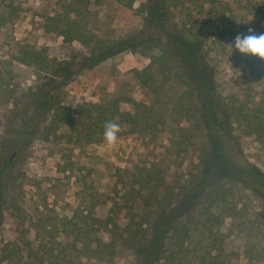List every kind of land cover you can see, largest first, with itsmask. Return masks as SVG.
Here are the masks:
<instances>
[{
  "label": "trees",
  "instance_id": "trees-1",
  "mask_svg": "<svg viewBox=\"0 0 264 264\" xmlns=\"http://www.w3.org/2000/svg\"><path fill=\"white\" fill-rule=\"evenodd\" d=\"M92 1L99 0H62L59 9L43 15L44 30L60 35L65 44L75 41L88 48L71 56L78 59L79 71L122 49L145 55L149 62L133 69L132 77L149 99L110 94L71 111L61 103L63 74L52 73L55 65L46 47L20 45L13 61L35 79L26 88L27 100L13 114L16 125L11 134L0 137V222L3 205L9 202L19 209L7 199V192L25 170L15 168L12 155L33 137L46 139L61 129L68 143H103L107 121L121 126L118 138L166 130L172 132L168 139L176 147L185 141L197 143L202 162L207 145L213 156L209 168L204 172L201 167L187 185L177 184L154 167L117 168L112 189H81L69 215L40 220L36 229L42 236L37 243L24 241L28 257L45 264H79L89 259L111 264L118 243L133 253V264H226L222 251L228 234L222 225L234 208L228 200L242 185L264 204V187L247 167L228 156L222 126L235 124L264 153V91L258 98L222 92L215 78L217 54L237 34H248L249 28L257 35L264 33V0L236 7L243 15H256L249 26L223 0H204L194 14L184 0H138L136 5L135 0H117L142 21L138 31L119 38L99 32L96 15L89 9ZM179 13L183 15L177 17ZM18 14L16 5L5 4L0 9V28ZM218 21L224 24L217 26ZM122 101L131 108L121 109ZM176 129L182 133L173 140ZM66 169L71 166L62 167ZM250 247L246 254L252 252L264 264V247ZM20 261L21 247L1 242L0 264H32Z\"/></svg>",
  "mask_w": 264,
  "mask_h": 264
},
{
  "label": "rangeland",
  "instance_id": "rangeland-1",
  "mask_svg": "<svg viewBox=\"0 0 264 264\" xmlns=\"http://www.w3.org/2000/svg\"><path fill=\"white\" fill-rule=\"evenodd\" d=\"M204 0H184V6L197 10ZM239 16L242 22L251 25L256 15H243L236 7L247 2L261 3L262 0H223ZM62 0H0V9L12 3L18 7L19 14L12 22L0 28V137L10 135V129L16 125L13 114L27 100L26 88L35 79L32 73H26L23 66L14 63L12 55L20 45L46 47L48 57L53 59L52 73L60 74L62 81L61 103L71 111L77 105L98 102L110 94H128L136 100H148L149 94L132 77L133 69L145 66L149 59L145 55H136L122 49L103 58L91 68L76 70L78 59H72L74 53L87 52L88 48L78 42L65 44L60 35L46 32L43 28V15L59 9ZM138 3L135 0L134 5ZM89 9L96 15V25L100 33L119 38L127 33L138 31L142 26L141 18L128 11L117 0L92 1ZM183 15L179 13L177 17ZM241 22V23H242ZM223 22H216L217 26ZM208 28V26H207ZM215 29V27L213 28ZM212 29V30H213ZM211 30V29H210ZM228 45L221 54H217L216 83L222 92L239 91L249 98H258L264 91V64L258 58L240 54ZM65 62H69L66 64ZM71 70V71H70ZM70 71V72H69ZM44 74V73H42ZM8 81L9 84L5 85ZM121 109H130L128 102H120ZM227 154L250 171L264 187V153L253 137L244 135L235 124L223 123ZM65 131L59 129L55 135L44 139L35 135L12 155L15 168L24 167V176L16 179L15 185L7 192V199L15 202L18 210L8 203L2 206L0 222V244L11 241L21 247V261L38 263L33 256L28 257L26 240L35 245L42 236L37 232L39 221L54 220L69 215L77 203L81 189L92 188L105 192L113 188L117 168L136 171L139 168L154 167L161 174L175 179L177 184L187 183L201 169L205 172L213 156L204 145V162L199 158L197 143L185 141L176 147L168 139L171 133L159 130L155 133H132L117 139L113 146L105 142L98 144L75 145L65 141ZM173 132V140L180 135ZM24 165V166H23ZM71 169L62 170L63 166ZM229 186V182L225 183ZM238 192L229 198L234 204L231 215L224 217L222 230L228 234L223 243L222 256L226 264H260L255 255L245 250L250 247L257 250L264 247V204L248 189L239 185ZM5 215V217H4ZM251 222L253 226L250 227ZM254 242V244H252ZM133 253L120 244L115 245L111 264H133ZM79 264H100L89 259Z\"/></svg>",
  "mask_w": 264,
  "mask_h": 264
},
{
  "label": "clouds",
  "instance_id": "clouds-1",
  "mask_svg": "<svg viewBox=\"0 0 264 264\" xmlns=\"http://www.w3.org/2000/svg\"><path fill=\"white\" fill-rule=\"evenodd\" d=\"M230 48L250 58H258L264 61V33L257 35L253 29H248V34H237ZM121 126L114 121H107L104 125L103 138L107 145L113 146L117 142V133Z\"/></svg>",
  "mask_w": 264,
  "mask_h": 264
}]
</instances>
